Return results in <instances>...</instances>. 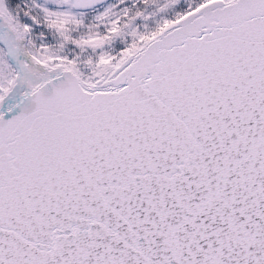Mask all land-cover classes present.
<instances>
[{
	"label": "snow or ice",
	"instance_id": "obj_1",
	"mask_svg": "<svg viewBox=\"0 0 264 264\" xmlns=\"http://www.w3.org/2000/svg\"><path fill=\"white\" fill-rule=\"evenodd\" d=\"M0 264H264V0H0Z\"/></svg>",
	"mask_w": 264,
	"mask_h": 264
}]
</instances>
